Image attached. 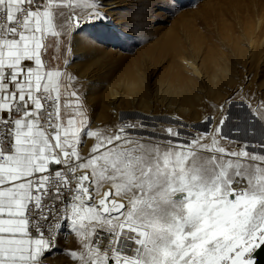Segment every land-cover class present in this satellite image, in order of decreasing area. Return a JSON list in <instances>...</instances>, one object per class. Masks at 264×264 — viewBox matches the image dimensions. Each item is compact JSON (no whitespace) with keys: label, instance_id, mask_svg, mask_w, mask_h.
<instances>
[{"label":"snow or ice","instance_id":"obj_1","mask_svg":"<svg viewBox=\"0 0 264 264\" xmlns=\"http://www.w3.org/2000/svg\"><path fill=\"white\" fill-rule=\"evenodd\" d=\"M161 6L138 0L128 28L142 39ZM105 19L102 0H0V264H259L264 101L242 97L244 136L223 104L203 127L123 112L93 126L69 58Z\"/></svg>","mask_w":264,"mask_h":264},{"label":"rangeland","instance_id":"obj_2","mask_svg":"<svg viewBox=\"0 0 264 264\" xmlns=\"http://www.w3.org/2000/svg\"><path fill=\"white\" fill-rule=\"evenodd\" d=\"M102 3L113 6L107 19L74 33L69 58L85 80L93 126L115 123L119 112L167 121L184 109L189 124L203 127L205 115L218 122L223 104L232 119L224 131L244 136L250 110L238 107L242 97L253 106L264 101V0H173L171 11L158 7L141 25L142 39L128 28L138 0ZM108 23L121 31L109 32ZM60 239V249L73 247V236Z\"/></svg>","mask_w":264,"mask_h":264},{"label":"bare ground","instance_id":"obj_3","mask_svg":"<svg viewBox=\"0 0 264 264\" xmlns=\"http://www.w3.org/2000/svg\"><path fill=\"white\" fill-rule=\"evenodd\" d=\"M111 7H113L112 4H104V12H106L105 10L111 9ZM95 24H101V22L96 21ZM106 28L111 33H119L121 31L114 23H108L106 25ZM183 102H185V101H183ZM184 105H185V103H184ZM183 113H184V109L181 111V117H183V115H185Z\"/></svg>","mask_w":264,"mask_h":264},{"label":"water","instance_id":"obj_4","mask_svg":"<svg viewBox=\"0 0 264 264\" xmlns=\"http://www.w3.org/2000/svg\"><path fill=\"white\" fill-rule=\"evenodd\" d=\"M259 264H264V249L258 250L256 253Z\"/></svg>","mask_w":264,"mask_h":264},{"label":"crops","instance_id":"obj_5","mask_svg":"<svg viewBox=\"0 0 264 264\" xmlns=\"http://www.w3.org/2000/svg\"><path fill=\"white\" fill-rule=\"evenodd\" d=\"M60 242H62V240L60 239ZM46 264H60L59 261H52L51 258H49L47 261H46Z\"/></svg>","mask_w":264,"mask_h":264}]
</instances>
